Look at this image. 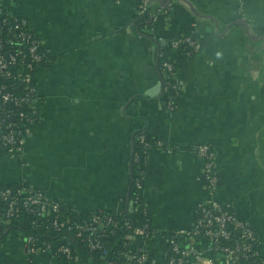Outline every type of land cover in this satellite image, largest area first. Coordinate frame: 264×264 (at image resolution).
I'll list each match as a JSON object with an SVG mask.
<instances>
[{
    "label": "crops",
    "instance_id": "obj_1",
    "mask_svg": "<svg viewBox=\"0 0 264 264\" xmlns=\"http://www.w3.org/2000/svg\"><path fill=\"white\" fill-rule=\"evenodd\" d=\"M41 37L54 62L34 79L44 102L41 119L21 147L0 148V181H25L46 190L75 215L103 209L121 215L132 176L133 137L143 130L162 145L149 149L142 197L154 227L144 245L153 262L169 252L175 230L191 228L201 201L231 203L249 222L264 258V0H150V30L136 28L137 0H1ZM196 34L193 53L171 46ZM175 64V105L163 91L160 59ZM209 142L216 151L214 194L200 175L204 159L193 151ZM186 247L230 264L204 237ZM81 246L71 259L31 253L18 229H0V264H105Z\"/></svg>",
    "mask_w": 264,
    "mask_h": 264
},
{
    "label": "built area",
    "instance_id": "obj_2",
    "mask_svg": "<svg viewBox=\"0 0 264 264\" xmlns=\"http://www.w3.org/2000/svg\"><path fill=\"white\" fill-rule=\"evenodd\" d=\"M150 0H137L138 13L148 17L154 16L149 9ZM16 21L14 39L1 36L3 27L8 25V18ZM27 26V28L25 27ZM9 29L10 27L8 25ZM25 27V28H24ZM29 27L28 19L22 15L6 11L0 0V74L8 77H21L24 90L17 93L14 82L0 83V148L19 149L24 141L27 130L37 123L42 116V95L34 81V72L41 66L54 62L53 57L43 49L41 37ZM9 42L15 44L11 49ZM171 46L182 48L188 53L201 49L198 37L183 34L170 42ZM161 75L164 79L163 91L167 96V104L175 105L179 85L175 74V64L172 60L162 57ZM175 80V81H174ZM138 139L145 149L162 145L163 140L149 141L145 132L138 134ZM193 151L204 159V167L200 178L207 189L214 194L219 186V170L216 161V151L209 142H200L193 146ZM137 154L134 156L137 159ZM144 173L134 179V185L142 192ZM1 182V181H0ZM2 183V182H1ZM61 202L51 196L46 190L36 188L25 181L16 185L0 186V225L7 226L13 222L21 226L31 227L35 232L48 229L52 232L74 230L78 237L91 250L97 251L105 259V264H210L208 257L200 254L195 247L182 245L181 239L194 240L206 237L213 249L223 253L230 264H264V258L258 250V237L249 222H241L231 203L221 202L215 198L201 201L196 207L195 223L191 228L175 230L169 237L170 250L161 262H153L150 254L140 245L134 249L120 251L114 257L109 256V248L104 237L108 231L118 225V220L110 213L89 211V214L75 215L72 211L62 215ZM71 216L75 219L72 220ZM45 219V220H43ZM133 235L148 240L153 234L148 224L135 227L127 237ZM22 241L29 247L31 253L46 251L52 255L71 259L73 249L68 244V237L54 240H37L34 232L24 235Z\"/></svg>",
    "mask_w": 264,
    "mask_h": 264
},
{
    "label": "trees",
    "instance_id": "obj_3",
    "mask_svg": "<svg viewBox=\"0 0 264 264\" xmlns=\"http://www.w3.org/2000/svg\"><path fill=\"white\" fill-rule=\"evenodd\" d=\"M7 20L9 23L8 25L12 28L9 29L8 25H5L3 27L1 36L4 38L14 39L16 32L19 31V29H21V28H18V27L15 28L16 21L14 20V18L9 17ZM135 26H136V29L138 31H140L141 33H143L145 35H153L152 31L150 30L151 21L148 20V17L137 13ZM25 27L27 28V26H25ZM29 28L31 30H34L32 27H29ZM191 35L193 37H197L196 34H191ZM8 45H10L12 50H13V48L16 47L15 44H13L12 42H9ZM43 49H44V51H46L48 56L51 55L54 59V56L46 49L45 46H43ZM161 62H162V59H160V62H159L160 70H161ZM162 80L164 81L163 77H162ZM11 82H14L16 84V87H14L13 90L16 91L17 93H21L24 90V81L21 77H19V76L8 77V76L0 74V83L9 84ZM32 82L36 84L35 80ZM142 132H145V131L137 130L134 133V137H133L131 184L134 183L135 178L139 177L140 175H142L144 173V171H145V160H146L148 153H149V150L145 149L143 143H141L137 137L138 134L142 133ZM145 134H146L147 139L150 142L155 141V139L151 138V136L149 134H147L146 132H145ZM136 154H137V156H139L137 159L134 158V156ZM16 183L17 182H13V183H1L0 182V186H5V185L14 186V185H16ZM94 211H97L99 213H110V214H112L111 212L103 210V209H97ZM69 212H70V210L65 209L63 207V205L61 204L62 215L68 214ZM87 214H89V212H86V215ZM112 215L118 220V225L113 227L112 230H109L108 235L103 238L104 241L106 242V244L108 245V248L110 251L109 252L110 257H114L120 251L127 249V245L129 243V241L131 240L127 237V235L135 227L141 226L142 224L146 223V224H148V229L153 234L154 227H153L152 221H151V214H150L149 206L143 200L142 193L139 192L134 185H132V187L130 189V194H129L128 198L126 199L125 211L121 215H116V214H112ZM71 219L74 220L75 218L71 216ZM43 220H45V219H43ZM7 229H8V231L18 229L19 232L23 233L24 235H26L27 233H30V232H34L37 235V240H39V242H37L38 244L40 243V241L54 240V239H57L59 237H63V235H64V237L66 236L69 238L68 244H70V246L74 250L73 256H74L75 249L78 246H81L84 249H87V250L91 251L92 253L99 255V253L97 251H94V250H91L90 248H88L85 245V243L78 237V235L76 234V232L74 230L52 232V231L44 228V229H40L39 231L35 232V230L33 228H31L29 226L28 227L21 226L17 222H13L12 224L7 225ZM181 241H183V238L181 239ZM182 245H183V243H182ZM145 250L148 251V249H145ZM149 254H151V252H149ZM73 256H72V258H73ZM61 257L66 258V257H64L63 254L61 255Z\"/></svg>",
    "mask_w": 264,
    "mask_h": 264
},
{
    "label": "water",
    "instance_id": "obj_4",
    "mask_svg": "<svg viewBox=\"0 0 264 264\" xmlns=\"http://www.w3.org/2000/svg\"><path fill=\"white\" fill-rule=\"evenodd\" d=\"M130 28L135 29L136 26L135 25H130ZM0 229H2V225H0Z\"/></svg>",
    "mask_w": 264,
    "mask_h": 264
}]
</instances>
